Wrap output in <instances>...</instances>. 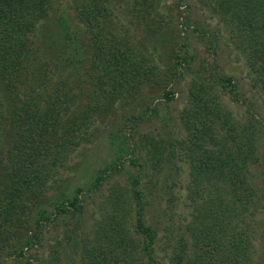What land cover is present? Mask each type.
<instances>
[{
  "label": "rangeland",
  "instance_id": "obj_1",
  "mask_svg": "<svg viewBox=\"0 0 264 264\" xmlns=\"http://www.w3.org/2000/svg\"><path fill=\"white\" fill-rule=\"evenodd\" d=\"M51 10H65L75 26L84 92L72 115L85 125L61 160L51 161L52 153L13 160L11 104L2 100L0 264H145L135 180L157 264H235L238 253L241 264H264V86L230 28L205 0H51ZM52 38L61 51L62 34ZM101 46L119 58L116 83L98 67ZM221 78L232 85L222 87ZM94 101L101 106L91 108ZM236 162L251 196L244 208L226 175ZM220 166L225 175L214 177ZM76 194L79 212L54 215ZM8 202L16 208L4 223ZM236 235L244 244L237 253Z\"/></svg>",
  "mask_w": 264,
  "mask_h": 264
},
{
  "label": "trees",
  "instance_id": "obj_2",
  "mask_svg": "<svg viewBox=\"0 0 264 264\" xmlns=\"http://www.w3.org/2000/svg\"><path fill=\"white\" fill-rule=\"evenodd\" d=\"M205 1L209 9L230 28L250 65L256 83L264 86V0ZM85 3L80 5L84 26L88 13ZM74 28L68 12L51 10V0H0V110L2 100L7 99L11 104L9 111L12 119L9 127L11 135L17 137L18 147L13 149L17 158L13 160L22 159L34 163L36 158L45 159L47 153H52L54 160L51 161L61 160L66 156L64 153L71 144L73 135L85 125V119L77 121L76 116L72 115L80 104L77 96L83 95L84 92L82 88L84 74L78 59L81 56L74 49L76 40ZM83 28L85 30V27ZM47 30H50V33H47ZM85 32L82 33L87 35ZM58 34H62L64 45L61 51L54 52L56 41L52 37ZM48 35H52L50 40ZM189 45V36L186 33L183 43L188 57L186 65L189 64V59L194 58L193 54H189ZM97 51L100 57H109L99 59V69L103 74H108L109 83H116L118 75L123 73L119 70L117 54L108 52L103 46L97 48ZM112 59L116 62L114 65L110 67L103 65V61L108 62ZM99 77L103 76L99 74ZM220 81L224 88L232 85L231 78H221ZM229 92L232 97H236L232 88ZM95 94L97 98V93ZM164 97L167 101L172 99L168 98V93H165ZM99 105L94 101L91 108ZM1 120L0 114V125ZM237 162L230 163L226 175L234 177V184L241 193V207L244 208L251 196L248 195V188L245 186L244 167ZM107 171L105 170L106 173ZM212 174L214 177L218 174L225 175L221 166ZM25 176L20 181L31 183ZM103 178L99 176L94 185L99 184ZM137 181L133 182L132 191L137 209L135 228L143 237L141 250L145 254V264H157L151 248L156 233L144 223L143 194L136 188ZM18 193L22 195L24 191L20 190ZM81 207L76 194L72 199H66L56 205L54 215L61 216L68 211L79 212ZM14 208L16 204L10 202L5 204L4 211L2 210L5 216L4 223L12 217ZM39 215L34 237L36 239L40 234V221L44 217L41 213ZM242 237L238 239L236 235L233 246L236 253L244 245ZM237 256L235 264H241L240 254ZM180 261L182 260L178 258L177 264Z\"/></svg>",
  "mask_w": 264,
  "mask_h": 264
}]
</instances>
